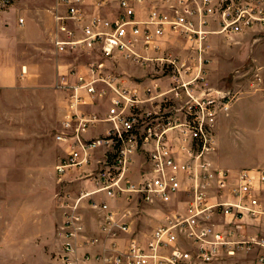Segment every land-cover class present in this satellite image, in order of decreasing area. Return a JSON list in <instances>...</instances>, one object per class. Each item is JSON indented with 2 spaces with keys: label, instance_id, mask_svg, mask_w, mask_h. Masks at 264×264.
Masks as SVG:
<instances>
[{
  "label": "built area",
  "instance_id": "2783aa9c",
  "mask_svg": "<svg viewBox=\"0 0 264 264\" xmlns=\"http://www.w3.org/2000/svg\"><path fill=\"white\" fill-rule=\"evenodd\" d=\"M53 11L56 51L84 56L55 85L66 102L56 172L90 181L64 203L63 262L80 263L82 236L101 245L83 262L264 264V167L215 164L216 123L237 93L205 84L211 37L264 33V0H56ZM177 43L184 53L171 51ZM118 57L166 69L170 86L153 74L141 91L109 69ZM99 99L109 100L104 113ZM85 206L102 213V237L86 238ZM149 214L154 227L138 231Z\"/></svg>",
  "mask_w": 264,
  "mask_h": 264
},
{
  "label": "rangeland",
  "instance_id": "374dc122",
  "mask_svg": "<svg viewBox=\"0 0 264 264\" xmlns=\"http://www.w3.org/2000/svg\"><path fill=\"white\" fill-rule=\"evenodd\" d=\"M54 3L55 0H15L8 8L0 10V156H8L4 160L0 159V194L11 197L19 192L22 194L20 187L30 182L32 188H36L35 179L25 178V173L36 171L42 175V181L38 182H43L44 190L42 225L36 229L38 236L43 237L23 246L22 250L17 249V245H11L0 252V264H53V258L55 260L59 255L56 229L63 214L60 204L64 199L75 198L85 187V178L77 175L82 171L75 170L69 179L63 181L55 170L61 151L54 137L56 131L62 128L66 113L63 95L55 86L58 81L57 63H77L84 56L59 53L50 42V31L54 34L56 26L50 30L51 13L46 8ZM22 17L25 19L24 24L21 23ZM171 51L184 53L178 43L172 44ZM207 55L209 61L205 84L208 88L214 90L217 86L234 91V87L254 81L257 75L262 77V82H257H264L263 32L247 31L231 36L215 34L210 39ZM109 62V69L127 76L130 84L141 91L147 85L144 81L153 74L161 77L157 81L159 87L166 89L170 86L169 78H163L169 72L166 69L162 72L160 67L154 70L152 63L142 65L122 57ZM253 86L257 88V85ZM257 89L264 91V87ZM97 102L101 113H104L109 100L99 99ZM232 103L239 105L237 110L247 113L235 111L222 124L216 134L217 143L212 158L229 168L249 167L264 152L261 112L264 110V95H236ZM90 109L94 107L90 106ZM230 110L220 112L219 117L228 115ZM102 125L94 129L103 132L106 127L102 130ZM91 130L88 134H93ZM17 140H27L31 147V150L26 151L27 164H23L21 158L24 148L17 149L16 153L1 148L7 142L18 144ZM5 164L12 165V168L6 169L5 166L9 165ZM23 165L27 167L20 168ZM133 166L135 173H139V156ZM14 174L18 175L16 180L12 179ZM139 218L155 223L152 214ZM41 254L43 258H35ZM26 255L33 259L22 260Z\"/></svg>",
  "mask_w": 264,
  "mask_h": 264
},
{
  "label": "crops",
  "instance_id": "0c3cea01",
  "mask_svg": "<svg viewBox=\"0 0 264 264\" xmlns=\"http://www.w3.org/2000/svg\"><path fill=\"white\" fill-rule=\"evenodd\" d=\"M55 4H56V0H55L54 4H51L48 8H46L51 13V26H52V28L50 30H53V28L56 26V21L54 18V11H53V7ZM24 23H25V19L23 18V24ZM49 36H50V42L53 43V31L52 32L50 31ZM45 42H46V38H44V43ZM1 49L3 50L2 46H1ZM68 66H69V63H62V62L58 61V63H57V75H59V73H61L62 71H65L68 68ZM262 76L264 78V74H262ZM150 82H151L150 79H147L144 81V83H146V84H149ZM254 84L257 85V88L264 87V82L258 83L257 79H255L254 81L250 80L246 84L237 85L236 87H234V89H233L234 91H232V89H230V88L229 89L221 88L219 86H218L219 88H217V86H216V88L214 90H219L221 92H235V93H237L236 95H264V91L262 89L254 88V87H256V86H253ZM57 91H60L62 93L64 105H66L65 93L59 89H57ZM238 106H239L238 104L232 103V105H230L231 110L228 113V115H223L221 117H218L216 127H215V135L218 134L222 124L227 119H229L234 114L235 111H236L235 113H237V112L238 113L239 112L247 113V111H244V110H241V111L237 110ZM261 112H262V117H263L262 127L264 128V110H262ZM105 127L106 126L103 124L102 130ZM18 130H21V128ZM57 131H56V133H57ZM91 131H93V134H89V135H96V134L102 132L101 130L98 131V128L94 129V127L92 128ZM54 139H55L56 145L59 146V149L61 151L60 153H62L63 152V145L55 137H54ZM216 139H217V137H216ZM17 142H18V144L15 142L14 143L7 142L4 145H2L1 148L5 149V150L8 149V151H10L11 153L12 152L16 153L17 149L21 150L22 148H24V152L22 154L23 156H21V158H23L22 159L23 164H27L28 159H27V152L26 151H27V149L31 150V147H29L27 140H22V141L17 140ZM216 143H217V140H216ZM5 157L8 158V156L6 155V156H0V159L4 160ZM214 159H215V157H214ZM7 161L9 162V160H7ZM215 164L218 166L225 167L224 165H220L216 162H215ZM5 165H9V166H5L6 169L12 168L11 167L12 165H10V164H5ZM255 166L264 167V152L260 155V157L258 159H256L255 161H253L252 163L249 164V167H255ZM26 167H27L26 165L20 166V168H26ZM231 169H240V168H231ZM73 172L74 171L67 172L62 177H59V179H61L63 181L67 180V179H69L70 174H72ZM15 173H17V172H15ZM78 174H80V173H77V175ZM16 176H18V175L14 174L12 176V179L16 180ZM25 178H27V180L35 179L36 188H32L33 185H32V182H30V183H27L25 187L23 185L20 187L21 190L23 191L22 194L19 192L18 195H13L12 197L10 195H6V194L1 195L0 194V252H3V251H5V249L10 248L11 245H17L16 246L17 249L22 250L23 246L30 244V243H35L38 241L39 237H43L42 235L38 236V230H36L37 228H39L42 225L41 223H42V218H43L42 217V215H43V197H44V190L42 189L43 182H38V180L42 181V175L39 171H36V172H31V173H25ZM79 178H81V177H79ZM89 183H90V181L88 179L83 180L84 186L86 184H89ZM1 186H3V184ZM65 201L66 200L64 199V201H62V203L60 204L62 206L61 208H62L63 214H62V219H61L59 225H61V223L64 220V214L66 211V207L64 204ZM11 205H13V206H11ZM82 212H83L84 219H85L86 238L89 239V238L95 237V236L102 237L103 236V233L101 231L102 213L98 210L91 209V208L86 207V206L82 209ZM14 213H16V214H14ZM138 221L141 223V224L137 225L138 231L139 230H143L144 232L150 231L155 225V223L152 224L149 220L143 221L139 217H138ZM59 225H58V228L56 229V240H57L59 255H58V258H56L55 260L53 258V260H52L54 262L53 264H65L61 258V255L63 252V240L64 239H63V236L59 232V227H60ZM131 237H132L131 234L128 235V238H131ZM76 243H77L78 256L80 258L79 264H96V262L94 261L93 258H91L90 260L85 261V262H83L81 258L86 251H89L91 254H94L95 252L101 250V245H92L91 243H86L85 238L82 236H79L77 238ZM1 256H2V253H0V257ZM9 256H11V255L9 254ZM42 256H43L42 254L37 255L35 258H43ZM27 259H33V257L26 255L24 257V259H22V260H27Z\"/></svg>",
  "mask_w": 264,
  "mask_h": 264
}]
</instances>
